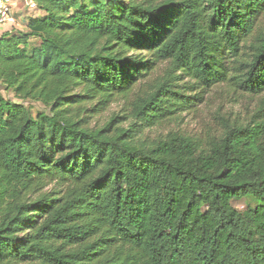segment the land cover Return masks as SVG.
<instances>
[{
	"label": "trees",
	"instance_id": "obj_1",
	"mask_svg": "<svg viewBox=\"0 0 264 264\" xmlns=\"http://www.w3.org/2000/svg\"><path fill=\"white\" fill-rule=\"evenodd\" d=\"M33 1L0 34V264H264V0ZM220 82L247 121L149 138Z\"/></svg>",
	"mask_w": 264,
	"mask_h": 264
},
{
	"label": "rangeland",
	"instance_id": "obj_2",
	"mask_svg": "<svg viewBox=\"0 0 264 264\" xmlns=\"http://www.w3.org/2000/svg\"><path fill=\"white\" fill-rule=\"evenodd\" d=\"M15 9L19 6L24 7V0H14ZM28 14L31 11H27ZM16 14V13H14ZM21 26L20 21L14 26H4V31L10 29H18ZM2 33V31L0 32ZM162 72V71H161ZM225 82H220L211 88H206L202 95V102L199 103L195 109L184 113L183 119L175 123L164 124L160 127H155L148 132L149 138H156L160 135H165L169 131L181 132L189 136H200L209 127L216 128L217 118L225 117L231 120L247 121L249 115L256 106V101L259 98L249 97L245 94L235 92L227 87ZM0 95L12 102H21V100L15 96L11 91L5 90L0 86ZM26 106L29 105L33 110H42L44 107L34 102H23ZM123 102H112L108 107L100 112L88 111L84 115L87 125L89 127H100L103 125L109 117L113 114L119 113L122 109ZM91 108V105H87ZM50 188L47 189V191ZM248 205L254 206V201L250 198H244L233 202V206L239 210L245 209Z\"/></svg>",
	"mask_w": 264,
	"mask_h": 264
},
{
	"label": "built area",
	"instance_id": "obj_3",
	"mask_svg": "<svg viewBox=\"0 0 264 264\" xmlns=\"http://www.w3.org/2000/svg\"><path fill=\"white\" fill-rule=\"evenodd\" d=\"M24 4L29 9L35 8V3L33 0H24ZM15 7L14 0H0V28L10 25L14 26L17 23V20L13 13V8Z\"/></svg>",
	"mask_w": 264,
	"mask_h": 264
},
{
	"label": "crops",
	"instance_id": "obj_4",
	"mask_svg": "<svg viewBox=\"0 0 264 264\" xmlns=\"http://www.w3.org/2000/svg\"><path fill=\"white\" fill-rule=\"evenodd\" d=\"M15 13L19 16V15H21V14H28L26 11H25V9L22 7L21 8V6L19 7H17L16 9H15ZM3 30H5V29H3ZM2 29H0V32L1 31H3ZM1 34V33H0Z\"/></svg>",
	"mask_w": 264,
	"mask_h": 264
}]
</instances>
